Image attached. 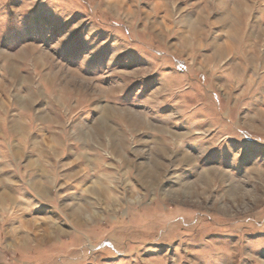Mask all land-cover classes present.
<instances>
[{
	"label": "rangeland",
	"instance_id": "374dc122",
	"mask_svg": "<svg viewBox=\"0 0 264 264\" xmlns=\"http://www.w3.org/2000/svg\"><path fill=\"white\" fill-rule=\"evenodd\" d=\"M0 264H264V0H0Z\"/></svg>",
	"mask_w": 264,
	"mask_h": 264
},
{
	"label": "bare ground",
	"instance_id": "6f19581e",
	"mask_svg": "<svg viewBox=\"0 0 264 264\" xmlns=\"http://www.w3.org/2000/svg\"><path fill=\"white\" fill-rule=\"evenodd\" d=\"M233 51V50H232Z\"/></svg>",
	"mask_w": 264,
	"mask_h": 264
}]
</instances>
